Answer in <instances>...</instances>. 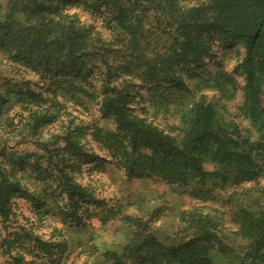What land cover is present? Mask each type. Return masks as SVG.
Instances as JSON below:
<instances>
[{"label":"rangeland","instance_id":"374dc122","mask_svg":"<svg viewBox=\"0 0 264 264\" xmlns=\"http://www.w3.org/2000/svg\"><path fill=\"white\" fill-rule=\"evenodd\" d=\"M40 2L0 0V23L16 14L14 28L24 33L41 27L52 39L58 27L80 34L82 75L46 72L19 57L9 39L0 45V186L10 191L0 264H113L115 254L130 264L131 247L147 241L169 258L193 244L205 249L200 264H261L241 235V211H264V172L254 181L213 177L204 186L193 177L130 178L107 148L116 124L101 107L121 95L132 114L178 139L199 105L211 107L235 139L264 146L245 106L244 42L214 36L200 63L176 58L189 31L212 17L213 0H122L98 10L51 0L44 22L25 13ZM166 64L187 90L166 83ZM69 187L77 188L73 197Z\"/></svg>","mask_w":264,"mask_h":264},{"label":"trees","instance_id":"16d2710c","mask_svg":"<svg viewBox=\"0 0 264 264\" xmlns=\"http://www.w3.org/2000/svg\"><path fill=\"white\" fill-rule=\"evenodd\" d=\"M48 1L35 4L25 11L31 18L45 21L49 13ZM54 1V0H52ZM87 8L98 10L100 7H118L122 0H70ZM195 18H201L198 11ZM12 14L9 21L0 23V45L6 46L11 41L19 57L32 62L42 70L55 75L71 74L81 76L85 44L80 34L61 31L49 39L44 28L34 27L33 31L24 33L14 28ZM203 24L191 30L182 53L176 58L187 66L202 61V55L208 49L214 36L233 38L243 41L246 56L240 65L246 78L245 106L250 121L259 127L264 138V111L261 106V91L264 86V0H213V13L210 19H202ZM52 27V24L48 26ZM60 33V36L58 34ZM11 34V35H10ZM17 34V35H16ZM9 39L6 40L5 39ZM152 66L147 73L154 75V82L159 84L163 79ZM169 69V70H168ZM171 64H166V81L179 90H187L183 81L170 71ZM170 72V73H168ZM221 90H224L223 85ZM103 115L110 116L116 124V132L107 134L111 158L115 159L127 172L130 178L162 177L165 180L186 183L193 177L196 184L204 186L211 178L229 179L234 174L236 179L254 181L264 172L263 147L258 149L243 139H235L220 124L211 107L196 106L191 112L190 128L183 139H178L148 124L145 119L132 114L126 96L107 98L101 107ZM73 149L78 148L73 144ZM105 162L104 159H100ZM107 162V161H106ZM213 163L219 169L212 173L204 170V165ZM262 163V165H260ZM76 187H69L71 197ZM10 193L0 186V217L7 219V207ZM241 235L253 241L252 261L264 264V211H241ZM45 246V244L43 243ZM130 249V247H129ZM205 249L189 244L171 252L169 258L162 247L155 241H147L137 247H131L130 264H200L205 260ZM113 264H125L122 257L114 255Z\"/></svg>","mask_w":264,"mask_h":264}]
</instances>
